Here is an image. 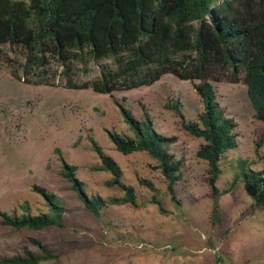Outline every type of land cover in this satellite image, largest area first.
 Masks as SVG:
<instances>
[{
	"label": "rangeland",
	"instance_id": "rangeland-1",
	"mask_svg": "<svg viewBox=\"0 0 264 264\" xmlns=\"http://www.w3.org/2000/svg\"><path fill=\"white\" fill-rule=\"evenodd\" d=\"M102 62L115 68L111 58ZM88 65L91 71L84 73L76 63L73 79L78 83L98 76L99 66ZM205 77L224 112L236 122L237 146L224 153L215 182L222 189L230 184L239 159H246L253 169L264 167V139L257 146L264 122L253 117L243 72L233 79L228 69L217 67L207 70ZM54 82L24 83L0 64V211L19 215L25 204L32 214L48 211L33 185L54 193L66 208L63 228L17 229L3 224L0 215V259L22 254L24 247L39 253L36 240L57 255L39 264H264V208L251 207L252 199L239 181L218 197L221 220L214 221L208 165L195 157L201 139L190 136L175 112L164 107L167 99H178L186 116L196 117L201 102L193 82L198 80L165 73L149 85L110 94L67 88L62 76ZM113 99L137 117L144 108L157 130L176 136L168 148L182 160V177L174 185L178 203L170 199L152 157L142 151L123 155L113 147L107 131H130ZM90 137L119 164L124 180L135 189L136 207L107 204L96 218L62 176L56 148L75 166L88 195L107 198L122 193L105 184L110 172L93 169L100 160ZM139 177L150 180L155 189L140 184ZM153 194L164 212L150 202Z\"/></svg>",
	"mask_w": 264,
	"mask_h": 264
},
{
	"label": "trees",
	"instance_id": "trees-1",
	"mask_svg": "<svg viewBox=\"0 0 264 264\" xmlns=\"http://www.w3.org/2000/svg\"><path fill=\"white\" fill-rule=\"evenodd\" d=\"M110 58L115 68L102 62ZM90 62L99 66L98 76L78 83L73 79L76 63L89 73ZM0 64L24 83L54 85L56 77L62 76L67 88H90L102 94L149 85L165 73L198 80L193 82L201 102L196 117L188 118L178 99H167L164 107L175 112L190 136L201 139L195 157L208 165L212 218L221 220L217 199L239 181L252 199L251 207L264 208V167L253 169L246 159H239L230 184L222 189L215 186L220 160L237 146V132L236 122L224 112L205 77L207 70L217 67L228 69L233 79L243 72L253 117L264 122V0H0ZM113 101L130 129L129 134L107 131L113 147L123 155L142 151L152 157L170 199L178 203L174 185L182 177V160L168 148L176 136L157 130L144 108L142 117H137L123 103ZM90 142L100 160L93 169L110 172L105 184L122 193L107 198L88 195L75 166L65 162L56 148L62 176L96 218L107 204L136 207L135 189L124 180L119 164L91 137ZM138 182L155 189L150 180L139 177ZM32 189L48 211L32 214L25 204L19 215L0 211L1 222L17 229L65 227L61 200L43 187ZM150 202L164 212L155 194ZM33 243L39 253L24 247L22 254L3 257L0 263L39 264L57 258L45 245Z\"/></svg>",
	"mask_w": 264,
	"mask_h": 264
}]
</instances>
